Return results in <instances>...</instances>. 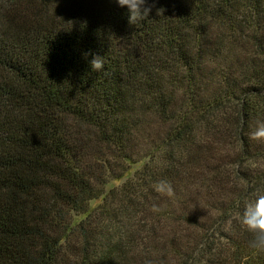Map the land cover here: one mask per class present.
<instances>
[{"label":"trees","instance_id":"16d2710c","mask_svg":"<svg viewBox=\"0 0 264 264\" xmlns=\"http://www.w3.org/2000/svg\"><path fill=\"white\" fill-rule=\"evenodd\" d=\"M147 3L0 0V264H264V0Z\"/></svg>","mask_w":264,"mask_h":264},{"label":"clouds","instance_id":"9594fccd","mask_svg":"<svg viewBox=\"0 0 264 264\" xmlns=\"http://www.w3.org/2000/svg\"><path fill=\"white\" fill-rule=\"evenodd\" d=\"M120 7H127L128 21L130 25H137L149 18L155 4L149 5L147 0H117ZM164 9H159L160 11ZM85 57L90 53H85ZM92 71L100 72L105 69L103 56L93 55L90 61ZM249 138L254 141L264 140V122L258 121L255 129L250 133ZM154 190L168 197H174L175 192L172 184L166 180H160L153 185ZM157 205H153V211H158ZM241 226L252 236L251 247L257 250H264V195H259L253 202L248 203L239 217Z\"/></svg>","mask_w":264,"mask_h":264},{"label":"rangeland","instance_id":"374dc122","mask_svg":"<svg viewBox=\"0 0 264 264\" xmlns=\"http://www.w3.org/2000/svg\"><path fill=\"white\" fill-rule=\"evenodd\" d=\"M144 162L145 161H142V162H139V163L130 164V170L125 175H123L121 178H119L117 180L111 181L109 183V185L107 186V191H109L110 189H113V188H121L128 180H130V178L133 177L134 172L137 169H139L144 164ZM252 167L254 168V165H252ZM231 169H233V167H231ZM238 187H241V186L238 185ZM102 202H103V198H99L97 200L92 201L90 203V205H89V213L92 212L95 208H97ZM175 207H176V209H177L178 212H181L182 211V207L180 205H176ZM142 209H144V208H142ZM211 209L213 211L216 210L215 208H211ZM194 211H198V210H193L191 212H194ZM124 212L128 213L127 216H126V218L124 219L125 231L127 233H130L134 229V227H133V225H134V218H133L132 209L131 210L128 209L127 211H124ZM89 213H87V214H76V213H73L72 214V217H73V225H77L81 220L85 219L86 216ZM201 216L207 218L209 216V214H208V212H202ZM206 218H204V219H206ZM230 228H231V224L230 223H227V225L224 226L222 228V230L225 233H227V232H229V229ZM116 230H118V227L116 228ZM179 231L181 233H183V234L189 233V235L192 238L198 236V232L197 231H194V230L184 231V230L180 229ZM68 242L73 243L74 242V238L72 237L70 240H68ZM66 260L68 261V257L66 258Z\"/></svg>","mask_w":264,"mask_h":264}]
</instances>
